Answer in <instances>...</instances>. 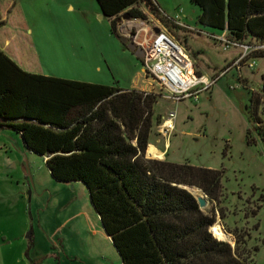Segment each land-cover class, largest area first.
<instances>
[{
    "label": "rangeland",
    "instance_id": "rangeland-1",
    "mask_svg": "<svg viewBox=\"0 0 264 264\" xmlns=\"http://www.w3.org/2000/svg\"><path fill=\"white\" fill-rule=\"evenodd\" d=\"M4 1L11 4L0 13V35L20 31V56L30 71L159 95L145 157L158 148L163 158L151 159L222 170L218 201L204 195L208 205L201 210L214 216L231 246L234 236L249 238L246 264H264V140L246 109L260 90L264 59L251 57V68L245 60L231 66L241 50L224 49L220 39L229 38L227 32L197 22L198 6L190 0H153L177 24L170 23L168 31L199 71L220 76L198 101L174 102L145 78L142 60L120 39H133L138 21L150 26L154 20H124L127 33L120 24L113 33L95 0ZM147 36L141 32V39ZM169 111L175 112L174 129L165 138L158 129ZM259 116L264 124V105ZM0 264H122L85 185L54 179L44 157L8 128H0Z\"/></svg>",
    "mask_w": 264,
    "mask_h": 264
},
{
    "label": "trees",
    "instance_id": "trees-1",
    "mask_svg": "<svg viewBox=\"0 0 264 264\" xmlns=\"http://www.w3.org/2000/svg\"><path fill=\"white\" fill-rule=\"evenodd\" d=\"M95 1L113 33L124 13L170 23L153 0ZM190 1L200 10V25L262 46L251 57L264 59V0ZM158 97L27 72L0 49V128L16 131L27 149L43 156L54 179L85 185L122 264H246L249 238L234 236V246L218 239L211 232L214 216L184 187L217 202L223 171L145 157ZM263 105L264 72L246 106L248 122L264 140Z\"/></svg>",
    "mask_w": 264,
    "mask_h": 264
},
{
    "label": "built area",
    "instance_id": "built-area-1",
    "mask_svg": "<svg viewBox=\"0 0 264 264\" xmlns=\"http://www.w3.org/2000/svg\"><path fill=\"white\" fill-rule=\"evenodd\" d=\"M159 29L158 33L151 29L150 35L138 43L143 50L141 60L145 78L150 79L161 90L168 93L174 102L186 99L198 101L200 94L210 90L216 83L220 77L219 74L209 76L201 73L185 47L167 30ZM135 37L139 36L135 34ZM220 41L223 42L224 49L235 47L241 50L231 66L238 67L245 60L248 67H253L254 62L249 60L253 53L262 48V46L242 44L230 38H223ZM174 119V111H169L162 117L158 129L161 136L169 137L174 129Z\"/></svg>",
    "mask_w": 264,
    "mask_h": 264
},
{
    "label": "crops",
    "instance_id": "crops-1",
    "mask_svg": "<svg viewBox=\"0 0 264 264\" xmlns=\"http://www.w3.org/2000/svg\"><path fill=\"white\" fill-rule=\"evenodd\" d=\"M11 3H5L4 0H0V13L3 12V14H5L6 9L10 6ZM14 8V7H13ZM143 9V8H142ZM144 12H146L145 9H143ZM100 12V10H99ZM147 13V12H146ZM3 18L0 17V21L3 22L2 20ZM154 20L153 25H146L143 22H140L136 19V21L139 22V26L136 27L134 26L133 28L135 29V34L139 37H135L133 38V41L139 46V42L141 41V32L144 31L146 32V35H150V31L151 29L153 30L154 28H163L165 30L168 31V28L170 29V23H174L176 24L174 21L170 20L169 25H164L159 19H157L156 17H154L153 15L147 13V20ZM177 25V24H176ZM4 27V25H2L1 29ZM18 29L20 28V25L17 26ZM119 29L122 30V28H127L125 31V33H127L128 27L126 26V24L124 22H122L119 26ZM14 28V27H13ZM169 32V31H168ZM226 32V31H225ZM170 33V32H169ZM171 34V33H170ZM172 35V34H171ZM173 36V35H172ZM0 49L6 53L13 61H15L23 70L27 71V72H31L34 73L33 71H30L31 69H29L30 67L27 65V63L21 58L20 56V31H16V29L10 31L9 33H7L6 35L2 36L0 35ZM29 67V68H28ZM198 67V66H197ZM199 70V68H198ZM37 74V73H36ZM213 76V75H211ZM146 81V80H145ZM217 82V81H216ZM130 89H140V90H144V88H137V87H132ZM158 143V141H157ZM151 146V144H148V147ZM151 148H149L150 151ZM158 151H153V152H149L148 155L151 158H157V159H162L164 156V151L161 149L156 148ZM147 151V150H146ZM99 217V216H98Z\"/></svg>",
    "mask_w": 264,
    "mask_h": 264
},
{
    "label": "water",
    "instance_id": "water-1",
    "mask_svg": "<svg viewBox=\"0 0 264 264\" xmlns=\"http://www.w3.org/2000/svg\"><path fill=\"white\" fill-rule=\"evenodd\" d=\"M101 17H104L103 15H101ZM131 21V20H136V19H131L130 15L128 13H124L122 14L118 19H117V22L119 24L122 23V21ZM159 28H154L153 31L155 33H158L159 32ZM121 41L123 42V44H125V46L130 49L138 58H142L143 57V50L140 46H138L134 41L133 39H130L128 38L127 36H121L120 37ZM147 153V152H146ZM186 187V186H184ZM187 187H190V186H187ZM201 190V189H200ZM202 191V190H201ZM203 193V191H202ZM198 205H199V208L200 209H203L205 208L207 205H208V201L206 200L205 196H204V193L202 196H194ZM225 241V240H223Z\"/></svg>",
    "mask_w": 264,
    "mask_h": 264
},
{
    "label": "bare ground",
    "instance_id": "bare-ground-1",
    "mask_svg": "<svg viewBox=\"0 0 264 264\" xmlns=\"http://www.w3.org/2000/svg\"><path fill=\"white\" fill-rule=\"evenodd\" d=\"M191 188V187H189ZM193 194L195 196H202L203 193L200 189L198 188H191ZM207 200V199H206ZM210 206V205H209ZM212 232L214 233V235L220 239V240H225L227 242L232 243V238L225 232V230L221 227V225L219 223H216L212 228H211Z\"/></svg>",
    "mask_w": 264,
    "mask_h": 264
},
{
    "label": "flooded vegetation",
    "instance_id": "flooded-vegetation-1",
    "mask_svg": "<svg viewBox=\"0 0 264 264\" xmlns=\"http://www.w3.org/2000/svg\"><path fill=\"white\" fill-rule=\"evenodd\" d=\"M131 39V38H130Z\"/></svg>",
    "mask_w": 264,
    "mask_h": 264
}]
</instances>
